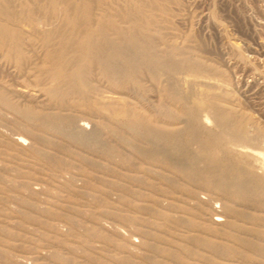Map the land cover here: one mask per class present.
Segmentation results:
<instances>
[{"label": "rangeland", "instance_id": "obj_1", "mask_svg": "<svg viewBox=\"0 0 264 264\" xmlns=\"http://www.w3.org/2000/svg\"><path fill=\"white\" fill-rule=\"evenodd\" d=\"M105 2L113 8L122 4ZM162 6L150 42L161 53L176 48L202 64V87L226 89L251 120L255 138L264 129V0H163ZM132 73L128 69L123 96L150 127L182 131L180 143L188 145L182 105L162 106V86L145 70L137 85ZM34 75L19 71L0 51V89L10 101L20 110L56 114ZM93 79L104 95H112L103 80ZM70 114L78 129L99 133L107 153L86 149L56 126L28 121L0 103V264H264V207L233 192L211 195L185 181L144 155L141 150H150L152 141L124 121ZM212 117L209 127H214ZM99 121L107 127L101 129ZM226 203L233 211L225 210Z\"/></svg>", "mask_w": 264, "mask_h": 264}, {"label": "bare ground", "instance_id": "obj_2", "mask_svg": "<svg viewBox=\"0 0 264 264\" xmlns=\"http://www.w3.org/2000/svg\"><path fill=\"white\" fill-rule=\"evenodd\" d=\"M121 1L120 8H113L105 0H0L2 57L21 72L34 71L37 83L43 86L42 91L59 111L50 114L32 108L20 110L3 89H0V103L18 111L28 121L56 126L58 131L86 149L102 153L107 151L97 140L99 133L90 134L78 129L75 115L70 112L99 117L107 114L113 121H124L131 130L150 139L152 148L141 152L163 167L177 171L185 181L203 186L211 195L233 192L264 207V147L255 142L264 144V129L259 128L256 137H252L251 120L233 103L228 91L224 88L217 91L215 85L202 87V78L206 74L202 64L178 54L176 48L167 54L153 46L149 31L151 27L160 26L158 13L164 11L163 0ZM147 14L149 16L142 19ZM123 23L131 28L125 29ZM128 69L132 70V81L137 85H140L138 74L145 70L153 83L162 86V106L167 101L182 105V123L186 126L188 145L180 143L182 131L150 127L151 122L135 111L132 103L123 96ZM94 76L106 83L112 95L106 96L100 91ZM211 117L214 127L208 126ZM98 125L101 129L107 127L101 121ZM35 152L46 156L40 150ZM47 159L54 160L50 156ZM224 208L233 211L228 203Z\"/></svg>", "mask_w": 264, "mask_h": 264}]
</instances>
